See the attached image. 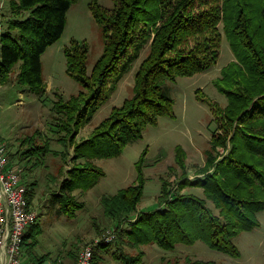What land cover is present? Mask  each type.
Wrapping results in <instances>:
<instances>
[{"label":"trees","instance_id":"16d2710c","mask_svg":"<svg viewBox=\"0 0 264 264\" xmlns=\"http://www.w3.org/2000/svg\"><path fill=\"white\" fill-rule=\"evenodd\" d=\"M75 1L11 0L15 17L0 34V84L10 79L17 65L18 82L36 93L45 90L41 55L61 37L67 11ZM117 1L113 12L92 7L105 43L90 72L86 44L72 41L64 49L67 73L80 84V90L68 98L59 94L52 107L61 133L58 141L65 149L62 156L71 163L54 192L55 199L63 212L73 215L84 204L76 201L72 191L88 189L103 175L93 159L119 155L161 115L174 116L165 81L211 68L218 56L222 22L236 61L223 67L214 80L228 102L215 110L219 126L205 149L204 164L189 175L186 151L176 145L175 163L181 170L176 180H163L157 207L138 210L145 180L143 150L136 162L135 182L103 195L101 203L104 214L116 222L117 248L111 254L121 264H137L144 256L143 251L126 252L125 244H156L174 250L178 243L203 241L212 249L239 256L234 237L258 227V213L264 209V0ZM145 43L149 51L135 71L132 94L114 105L86 137H78L80 129L110 99L111 89ZM35 133L20 139L24 146L20 158L28 156V162L48 150L46 143L36 141ZM185 187L202 188L203 197L181 192ZM28 194L30 202L33 191ZM35 229L36 224L28 228L23 247L29 262L43 264L42 257L32 251L37 242ZM108 246L101 242L94 249L91 264H102L96 249L109 251ZM159 264L216 262L188 256L163 258Z\"/></svg>","mask_w":264,"mask_h":264},{"label":"rangeland","instance_id":"374dc122","mask_svg":"<svg viewBox=\"0 0 264 264\" xmlns=\"http://www.w3.org/2000/svg\"><path fill=\"white\" fill-rule=\"evenodd\" d=\"M10 2L0 0V34L8 30V20L15 17ZM95 5L113 12L118 1L77 0L71 4L61 37L41 55L46 84L43 92L36 93L28 85L17 81V65L11 71L10 79L0 84V140L7 144L12 153L11 161L21 167L22 178L28 190L33 191L30 202L38 211L35 223L38 234L32 251L37 257H42L43 264H76L79 251L87 243L116 227L115 220L104 214L101 197L115 194L120 188L135 182L136 162L143 150H146L142 163L145 180L138 210L157 207L163 180L168 179L170 183L176 180L181 171L175 163L176 145H181L186 151L188 173L194 175L195 170L204 164L205 149L219 126L215 110L225 107L228 102L226 94L214 83L220 77L222 68L236 61L221 22L218 56L211 68L193 75L178 76L174 81L166 80L163 85L173 98L174 116L161 115L156 124L148 125L142 137L129 142L119 155L93 159L103 175L88 189L76 188L72 191L76 201L84 204L82 208H77L73 215L63 212L54 192H57L71 163L69 158L65 160L62 156L65 149L58 141L61 133L56 127L52 107L59 94L68 98L80 90V84L67 73L65 47L72 41L87 45L89 72L103 51L105 37L101 24L94 16L92 7ZM148 51L149 44L145 43L130 68L116 82V88L111 89L110 99L80 129L78 137H86L114 105H119L132 94L135 71ZM33 133L39 144H47L48 150L28 162V156L20 158L24 148L20 139ZM181 192L203 197L202 188L185 187ZM208 204L212 207V203ZM258 219V227L241 231L234 237L239 256L212 249L203 241L178 243L174 250H164L156 244L134 247L125 244L122 247L131 254L144 252L142 261L137 264H159L163 258L184 259L188 256L212 260L216 264H264V209L258 213ZM116 248L113 240L109 243V251L96 249L102 264H121L111 254ZM24 258L29 261L27 251Z\"/></svg>","mask_w":264,"mask_h":264},{"label":"built area","instance_id":"2783aa9c","mask_svg":"<svg viewBox=\"0 0 264 264\" xmlns=\"http://www.w3.org/2000/svg\"><path fill=\"white\" fill-rule=\"evenodd\" d=\"M37 217V208L29 202L21 167L11 162L7 144L0 140V264H27L24 237ZM115 238L116 230L113 228L87 243L80 250L76 264H91L94 249L101 242L110 243Z\"/></svg>","mask_w":264,"mask_h":264},{"label":"crops","instance_id":"0c3cea01","mask_svg":"<svg viewBox=\"0 0 264 264\" xmlns=\"http://www.w3.org/2000/svg\"><path fill=\"white\" fill-rule=\"evenodd\" d=\"M25 255H26V251H25V249H24V257H25ZM27 258V257H26ZM25 258V259H26ZM26 261H27V259H26ZM29 261H27V263H28ZM30 263V262H29ZM61 264H63V263H61Z\"/></svg>","mask_w":264,"mask_h":264}]
</instances>
